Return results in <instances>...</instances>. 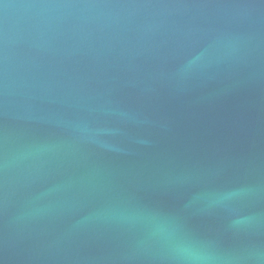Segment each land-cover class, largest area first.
I'll return each mask as SVG.
<instances>
[{
	"label": "water",
	"instance_id": "1",
	"mask_svg": "<svg viewBox=\"0 0 264 264\" xmlns=\"http://www.w3.org/2000/svg\"><path fill=\"white\" fill-rule=\"evenodd\" d=\"M0 264H264V0H0Z\"/></svg>",
	"mask_w": 264,
	"mask_h": 264
}]
</instances>
